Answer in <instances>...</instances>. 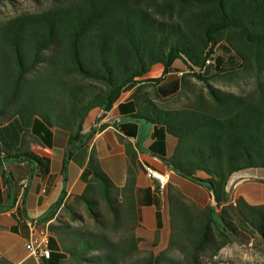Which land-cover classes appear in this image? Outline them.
<instances>
[{
	"label": "trees",
	"instance_id": "1",
	"mask_svg": "<svg viewBox=\"0 0 264 264\" xmlns=\"http://www.w3.org/2000/svg\"><path fill=\"white\" fill-rule=\"evenodd\" d=\"M11 0H0V5ZM38 13L0 21V176L9 165L26 163L38 173L47 161L24 150L30 142L49 146L52 129L67 134L62 173L73 153L89 141L82 127L93 109L118 106L134 121L159 127L150 152L177 176L212 196L203 208L169 187L167 246L139 255V207L155 205V243L162 228L160 205L137 197L130 157L125 185L116 187L90 151L80 195L57 202L38 225L48 223L49 259L43 264H216L219 251L252 242L264 259V205L232 199L230 177L243 170H264V0H67ZM57 2V3H56ZM213 66L204 68L210 57ZM180 61L187 72L171 75ZM161 65L162 76L145 79ZM242 69L253 89L221 91L205 77ZM186 77L201 83L186 102L169 107L166 98L183 91ZM180 84V85H179ZM121 133L134 137L136 127ZM176 139L170 157L164 135ZM205 178H199L198 174ZM7 211L0 207V212ZM17 221L20 214H14ZM227 264H231L227 262ZM264 264V260H263Z\"/></svg>",
	"mask_w": 264,
	"mask_h": 264
},
{
	"label": "crops",
	"instance_id": "2",
	"mask_svg": "<svg viewBox=\"0 0 264 264\" xmlns=\"http://www.w3.org/2000/svg\"><path fill=\"white\" fill-rule=\"evenodd\" d=\"M178 63L185 68L180 61H175L172 69L179 67ZM162 70L161 65H156L144 78H159L162 76ZM171 75L176 74L171 73ZM176 76H180L179 73ZM162 79V83L166 82L167 75L162 76ZM179 91L178 86L176 93ZM132 93V90L123 93L108 112L96 108L88 113L83 123L82 135L90 136V139L73 153L64 174L62 173V163L67 134L56 129L51 130L52 137L49 146L32 141L23 148L47 161L48 169L45 173H38L36 169L26 163L9 165L6 168L8 173L6 184L3 183L0 176V207L7 209V211L0 212V264H43L41 260L30 256L25 248L29 234L27 221L41 219L45 216L58 201L62 192L65 193V199L83 192L85 182L82 180V174L86 169L92 149L95 151L101 169L118 188L125 185L130 162L126 150H129L137 170V197L142 199L147 195L160 205L162 228L159 246H161V250L166 248L169 238V216L166 202L169 187H173L188 202L197 207L214 205L212 196L205 188L177 176L158 156L150 152V147L153 143L155 144L152 135L155 130H159V127L145 121H134L130 119L128 113L119 111L118 106L128 103ZM174 94L172 93L166 98L161 97L160 100L169 99ZM123 124L135 125L136 135L132 137L121 133L117 128ZM175 146L176 139L165 134L163 146L165 157H170L173 154ZM147 167L166 176L168 184L162 196L157 194L154 182L146 176L144 169ZM249 170L251 169L233 174L228 181L226 191L233 200L241 197L249 205H264V174L250 175L246 173ZM198 177L205 178L206 176L200 173ZM15 212L20 214L19 221L14 216ZM139 215L144 235H137L144 239H151V235L157 228L155 205L140 206Z\"/></svg>",
	"mask_w": 264,
	"mask_h": 264
},
{
	"label": "rangeland",
	"instance_id": "3",
	"mask_svg": "<svg viewBox=\"0 0 264 264\" xmlns=\"http://www.w3.org/2000/svg\"><path fill=\"white\" fill-rule=\"evenodd\" d=\"M63 1L67 0H58L60 3ZM53 5V0H11L10 2H5L0 5V21L7 20L10 17L22 13H38L51 8ZM186 72L187 70L179 64V67L174 68L172 73H175L176 75L179 73L180 76H178V78H180L182 75H185ZM205 77L209 79L208 82L212 87L233 94L249 92L254 86L252 74L242 72V69H229L226 73L217 75L214 73L213 67H211L207 69ZM186 82L187 86L183 91L174 94L169 99L163 100V102H165L169 107H177L186 102L187 99L192 96V93L203 89V85L192 77H186ZM246 173L250 175L257 173L264 174V170L260 171L259 169H251L246 171ZM143 233L144 232L140 223L139 227L135 229V234L138 236L137 234L142 235ZM154 236L155 233L151 235V239L142 238V242L139 244L140 256L148 252L158 253L159 251H162L161 246H159V244H161L160 232L156 243ZM263 260V256L257 248H255L252 242H249L248 244H230L220 250L218 255L214 258L216 264H227V262H230L231 264H263Z\"/></svg>",
	"mask_w": 264,
	"mask_h": 264
},
{
	"label": "built area",
	"instance_id": "4",
	"mask_svg": "<svg viewBox=\"0 0 264 264\" xmlns=\"http://www.w3.org/2000/svg\"><path fill=\"white\" fill-rule=\"evenodd\" d=\"M211 55L206 61L204 68L213 65V60ZM144 172L146 176L154 182V189L158 195L162 196L166 191L168 180L164 174L153 168H145ZM28 226V239L25 245L28 254L37 260L49 259L50 249H49V232L40 233L38 227V219H32L27 221Z\"/></svg>",
	"mask_w": 264,
	"mask_h": 264
},
{
	"label": "bare ground",
	"instance_id": "5",
	"mask_svg": "<svg viewBox=\"0 0 264 264\" xmlns=\"http://www.w3.org/2000/svg\"><path fill=\"white\" fill-rule=\"evenodd\" d=\"M40 233H47L48 232V223L44 225H38Z\"/></svg>",
	"mask_w": 264,
	"mask_h": 264
}]
</instances>
